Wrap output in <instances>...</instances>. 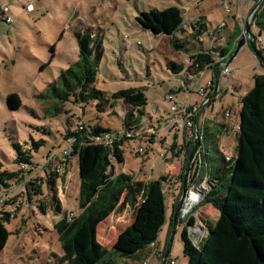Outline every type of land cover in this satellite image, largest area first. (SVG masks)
Wrapping results in <instances>:
<instances>
[{"label": "rangeland", "instance_id": "374dc122", "mask_svg": "<svg viewBox=\"0 0 264 264\" xmlns=\"http://www.w3.org/2000/svg\"><path fill=\"white\" fill-rule=\"evenodd\" d=\"M41 1L40 6L36 5L35 11L32 12L26 11L18 3H11L12 8L16 9L11 15L14 23L7 25L0 21V165L2 169L8 171L18 169L13 164L14 152L11 144L22 145L24 142H30L31 139L46 141V144L33 154V162L39 166L33 175L34 178H43L44 170H52L58 165V161H64L58 153L67 148L62 138L66 134V120L69 119L76 125L82 110L79 106L51 99L50 95L48 96L49 87L58 82L60 76L64 75L78 59L75 32L89 28L101 30L104 36V54L98 67L96 88L106 92L140 88L147 98L145 108L147 117L143 118L141 135L123 146L124 161L113 162L114 174L126 173L144 183L162 177L179 178L182 174V165L180 166L175 158L171 159L170 154L167 155V161L158 157V154L165 150L160 139H156L152 148L147 150V154L138 155L135 151L139 147L146 148V140L151 135L164 137V143L167 144L173 140L176 144L175 150L182 147V135L166 128L171 112L170 103L165 97L182 86V76L174 77L167 67V62L187 64L189 53L174 48L168 35L154 36L140 29L134 19L140 11H148L151 8L162 11L174 7L178 9V17L182 24L184 23L183 31L189 33L188 23H200L202 21L200 18L203 17L204 23H209V28L220 30L222 40L215 46L227 47L228 51L234 52L235 47L232 48L231 45L228 47L227 35L229 31H233L232 23H240L243 29L251 9L258 0L255 2L251 0ZM9 2L10 0H0V6ZM225 3L230 6L229 14L224 10ZM262 3L264 4V0ZM254 15L255 13L250 20L252 25H250V33L260 42L261 36L252 24ZM220 23L227 24L228 28L220 27ZM183 31L176 37H184ZM125 35L127 38L124 37ZM245 38L246 36L243 38L241 34L238 40ZM204 45L209 47L207 38L204 39ZM261 45L264 46V43ZM186 46L191 52L199 47L198 44L194 47L189 44ZM236 53V59L229 65L232 76L221 75L220 71V76L223 78L218 89V97L207 112L202 108L204 100L196 94L189 98L183 88L182 92L175 95L178 101L190 99L191 104L200 101L199 104L202 105L200 116L205 119L204 146L209 151V155L218 162L221 161V154L227 158L233 156L241 99L253 86L252 76L260 73L261 68L264 73V67L258 66L249 48H241ZM215 62L219 63L217 59ZM198 75L200 86H204L211 74L204 71ZM235 86L240 88L239 91L234 89ZM10 93L18 94L21 99V107L17 111L9 109L6 102V97ZM45 95L48 97H43ZM55 106L58 109L56 112ZM226 108H230L232 112L229 120L224 118L226 112L230 113L225 111ZM123 115L118 104L113 112L107 110L101 114L86 109L82 119L91 126L99 124L101 128L116 130L122 125ZM223 124H227L226 132H221ZM39 126L47 128L50 134L43 135L36 131L35 128ZM213 141L217 143L219 151L212 145ZM48 154H52V157L46 160ZM66 167L67 169H64L61 165L60 179L56 182V195L62 208L61 213L55 212L53 208L55 203L51 202V195L45 188L42 197H32L31 201L24 194L23 183H11L6 193L1 192L0 211L11 213L12 216L6 225L10 236L4 249L0 250V264L61 263L63 252L55 226L64 212L73 214L74 217L80 213L77 201L80 179L76 160L72 159ZM175 188V186L170 188L165 196L167 219L158 234L159 248L162 251L170 248L168 258L175 264H187L181 241V233L185 225L189 221H193L194 225L200 224L204 227L203 237H206L208 227L217 220L219 213L210 205L198 208L200 204L198 203L173 230L168 221L172 214V206L176 204L175 202L181 205L186 194L185 191H181L182 195L178 196ZM205 189L202 190L204 193ZM4 201H8V204H3ZM132 219L133 210L129 207H125L121 212H113L98 227L97 239L100 244L111 251L117 235L131 223ZM200 239L201 236L193 240V243L198 245ZM144 255H146L145 251L140 253L139 259H141L134 262L120 261L110 255L109 258L126 264H144L142 259ZM146 264H160V262L153 257Z\"/></svg>", "mask_w": 264, "mask_h": 264}, {"label": "trees", "instance_id": "16d2710c", "mask_svg": "<svg viewBox=\"0 0 264 264\" xmlns=\"http://www.w3.org/2000/svg\"><path fill=\"white\" fill-rule=\"evenodd\" d=\"M178 15L179 11L174 7L162 11L151 8L139 12L134 20L140 29L154 36L168 35L174 48L189 53L187 64L167 62V67L174 77L182 76V86L169 93L174 95L182 92L188 75H198L212 69L218 79L221 69L216 67V59L221 60L227 56L225 62L229 64L235 56L227 47L215 46L220 40V30L209 29L203 17L200 18V23H188L187 33L183 31L184 23L182 24ZM252 24L261 38H264L263 3L256 10ZM181 31L184 32V37L177 38ZM238 35L239 32L235 33V36ZM103 37L99 29L84 28L76 31L78 59L60 76L58 82L49 87L48 96L50 95L51 99L79 106L82 110L76 125L69 119L66 120V134L62 138L69 152L63 157L64 161H58V165L52 170H44L43 178H34L33 175L39 166L33 162V154L39 151L46 141L31 139L22 145L11 144L14 152L13 164L17 166V170L8 171L0 165V194L6 193L11 183H23L24 194L31 201L32 197H42L45 188L51 195V202L55 203V212L61 213L62 208L56 195V182L60 179L61 165L67 169L66 166L71 160H76L80 179L77 200L80 213L69 218V214L64 212L55 226L63 252L60 264H126L109 258V255L117 257L120 261L140 260V253L146 251L151 243L157 242L158 234L166 222L165 196L169 189L175 186L178 196L187 189V186H183L182 174L174 181L171 177H162L145 183L126 173L114 174L113 162L124 161L123 146L141 135L143 118L147 117V98L140 88L120 89L115 92L96 88L98 67L104 54ZM205 38L209 40V47L204 45ZM236 42L239 45L238 50L246 44L244 39ZM254 43L257 56L263 58V61L257 58L256 60L260 67H264V46L257 45L256 40ZM188 44L193 47L198 44L199 47L191 52L186 46ZM184 73L186 75H183ZM6 102L12 111L21 107V99L16 93L8 94ZM240 103L236 147L229 160L221 154V161L218 162L209 155L203 139L204 152L201 155L200 172L207 177L208 187L198 208L210 205L218 211L219 216L208 227L207 236L198 245L193 244L184 227L181 241L187 264H264V73L254 75L253 86ZM118 104L124 114L119 129H105L99 124L91 126L82 119L86 109L101 114L107 110L113 112ZM54 108L56 112L58 109L56 106ZM35 130L43 135L50 134V131L42 126L36 127ZM107 133L119 135L118 141H115L111 148L95 140ZM157 138L160 139L162 148H166L165 155L170 154L171 159L175 158L174 141L167 144L164 143V137L153 135L146 140L145 154ZM212 145L219 151L216 142ZM186 153L189 163L194 150L190 153L188 147ZM58 154L61 156V152ZM50 157L52 154H48L45 159ZM7 202L4 201L3 204L7 205ZM38 203L40 204L39 200ZM175 203L168 220L171 223L174 220L177 224L179 202ZM125 207L133 210V219L117 235L112 250L108 251L97 239L98 227L113 212H121ZM11 216V213L0 211V250L4 249L10 236L6 225ZM164 256L165 254L162 255L161 264H168V250L163 262ZM147 257L149 254H146L145 259Z\"/></svg>", "mask_w": 264, "mask_h": 264}, {"label": "built area", "instance_id": "2783aa9c", "mask_svg": "<svg viewBox=\"0 0 264 264\" xmlns=\"http://www.w3.org/2000/svg\"><path fill=\"white\" fill-rule=\"evenodd\" d=\"M29 2L31 0H28ZM256 1V0H251ZM26 9L28 11H32L33 7L32 5H27ZM224 10L227 14L230 13V6L228 3L224 4ZM0 21L4 22L7 25L12 24L13 19L8 15V7L2 6L0 7ZM220 27H223V24H220ZM242 35L243 38L245 37L244 34V27L242 29ZM127 38V36H124ZM260 43H264V38L260 39ZM227 56L222 58L219 62L221 63V75L229 76L230 71L228 68V64L225 62ZM199 75H188L184 90L188 93V95L196 94L200 99L204 100L207 103L210 99V94L212 90L217 91L215 89V81L214 79H211L207 81V83L204 86H200L199 84ZM166 101L170 103V112L171 115L169 116L166 124V128L168 130H171L174 133L181 134L184 138L183 146L178 148V150H175V159L178 161L179 165L184 168H182V176L185 182V186H187V189L185 191L184 198L182 200L181 205H179L178 209V222L179 224L182 223L183 219H185L186 216L190 214L192 209L196 207V204L200 203V201L203 199L204 194H201V191L208 187L207 184V177L200 172V166H201V155L204 152V146H203V139H204V127H205V119L203 116H200V112L202 108L196 104H191L189 99H185L183 101H178L175 98L174 94H169L166 96ZM230 115L229 112L225 113V117H228ZM119 135L116 133H107L103 134L100 137L95 138L96 141L102 142L107 147H113V144L115 141H118ZM131 141V140H130ZM190 148V153L192 150H194L193 156L191 161L188 163V160H186V150ZM163 153H159L158 157L161 159H167L166 154V148ZM69 148L61 151V156L65 157L68 155ZM138 155H144L145 154V147H139L135 151ZM226 160H229V158L226 157ZM171 180L174 181V179L171 178ZM207 189V188H206ZM205 189V190H206ZM196 193L198 196L197 201L192 204L190 207L189 201L191 200L192 194ZM73 214H69V218H71ZM184 224V223H183ZM188 234L191 237V240L199 239L201 236V241L205 238L203 237L204 227H202L200 224L197 223L194 225L193 221L192 224H190V221L185 225ZM188 227V228H187ZM207 236V235H206ZM195 237V239L193 238ZM194 244V243H193ZM151 249L155 248V243H151L150 245ZM161 258L162 255L155 251L151 252L149 254V257H147L144 260V264H146L151 258ZM168 264H175L173 260H169Z\"/></svg>", "mask_w": 264, "mask_h": 264}, {"label": "crops", "instance_id": "0c3cea01", "mask_svg": "<svg viewBox=\"0 0 264 264\" xmlns=\"http://www.w3.org/2000/svg\"><path fill=\"white\" fill-rule=\"evenodd\" d=\"M41 0H31L30 2L28 1V0H10V2L8 3V4H3V5H1L0 7H2V6H7L8 7V15L12 18V13H14L15 11H16V9H14V8H12V5H10L11 3L12 4H16V3H18L19 5H21L23 8H25V10L26 11H28L27 9H26V6L27 5H32V7H33V10L32 11H35V9H36V5H37V7H39L40 6V4H41ZM32 11H28V12H32ZM141 12V11H140ZM136 18V17H135ZM135 20V19H134ZM4 23V22H3ZM12 23H14V22H12ZM209 24V23H208ZM220 24H222V23H220ZM232 26H233V31H229L228 32V47H229V45H231V47L233 48L236 44H237V40H238V38H239V36H241V34H242V26H241V24L240 23H232ZM252 26V25H251ZM209 27V26H208ZM223 27L226 29V28H228V25L227 24H224L223 23ZM210 29V28H209ZM239 32V35L238 36H235V33H238ZM219 35H220V40H219V42L222 40V36H221V34H220V32H219ZM247 38V37H246ZM246 38L244 39V41H245V45L243 46V47H241V48H249L248 47V45H247V41H246ZM258 42V41H257ZM262 43H260V42H258L257 43V45H261ZM240 48V49H241ZM244 50V49H243ZM245 52H247V51H245ZM236 53H235V56H234V58L232 59V61L228 64V68H229V71H230V76H232V72H231V69H230V64H232V62L236 59ZM255 57V56H254ZM220 60L219 59H217V62H219ZM220 63V62H219ZM218 64V63H217ZM216 64V65H217ZM258 66H259V64H258ZM219 68L221 67V66H218ZM260 67V66H259ZM261 68V67H260ZM253 69H255V68H253ZM252 69V70H253ZM261 72L260 73H258V74H263V69L261 68ZM207 72H210V78H209V80L211 79V78H213V79H215V89H217V91L215 92V90H212L211 91V94H210V99L208 100V102L206 103L205 102V104H204V102H203V107L202 108H204L203 110L205 111V112H207L208 111V109H209V107H212L213 106V104L215 103V101H216V99H217V97H218V89L220 88V84H221V78H223L222 76H220L219 75V78L217 79L216 77L214 78V73H213V71L214 70H206ZM221 71V70H220ZM258 74H254V75H258ZM254 75L252 76V81H253V77H254ZM229 76V77H230ZM234 89L235 90H237V91H239V89L240 88H238L237 86H235L234 87ZM192 95H194V94H192ZM192 95H190V96H192ZM190 96H189V98H190ZM190 100V99H189ZM200 102V101H199ZM199 102H194L193 104H198L200 107L202 106L201 104H199ZM225 111H230V114H232V112H231V109L230 108H226L225 109ZM224 118H226V119H228L229 120V118H230V116H228V117H225L224 116ZM207 121V120H206ZM238 127H237V125H236V129H237ZM227 129H228V127H227V124L226 125H224L223 124V127H222V130H221V132H226L227 131ZM173 135V134H172ZM174 136V135H173ZM181 142H182V145L181 146H183V144L185 145V143H184V138L182 137V140H181ZM176 162H177V160H176ZM171 174V173H170ZM177 182V181H176ZM183 186H185V182L183 181ZM169 221V220H168ZM171 223V222H170ZM171 225H172V229L174 230V228H176V227H178L180 224L179 223H175L174 222V220H173V223H171ZM164 226H165V224H164ZM160 238L158 237V239H157V242L155 243V248L154 249H151L150 247L149 248H147L146 249V254H150L151 252H153V251H155L156 250V252L157 253H159L160 255H163V254H165L167 251H162V250H160ZM168 249H170V248H168ZM167 249V250H168ZM140 257V256H139ZM143 258V262H144V259H145V257H146V255H144V256H142ZM141 259V258H140ZM156 260H158L159 262H160V264H161V261H162V257L161 258H156ZM171 260V259H170Z\"/></svg>", "mask_w": 264, "mask_h": 264}, {"label": "water", "instance_id": "95a60500", "mask_svg": "<svg viewBox=\"0 0 264 264\" xmlns=\"http://www.w3.org/2000/svg\"><path fill=\"white\" fill-rule=\"evenodd\" d=\"M263 2V0H258V2L253 6V8L251 9V12H250V15H249V18L247 19V21H246V23H245V26H244V34H245V36L247 37L246 38V41H247V45H248V47H249V49H250V51L252 52V54L255 56V58H257V59H259V60H261V61H263V58L262 57H260V56H257V54H256V47H255V40H256V38L250 33V25H251V23H250V20H251V18H252V15L256 12V10L260 7V5H261V3ZM238 43L236 44V47H235V49H234V52H233V54H235L236 52H237V50H238ZM221 65V63H218L217 65H216V67H218V66H220ZM213 73H214V78H215V70L213 71ZM215 80V79H214ZM201 194H204V192L203 191H201ZM166 260V253H165V256H164V258H163V262Z\"/></svg>", "mask_w": 264, "mask_h": 264}, {"label": "bare ground", "instance_id": "6f19581e", "mask_svg": "<svg viewBox=\"0 0 264 264\" xmlns=\"http://www.w3.org/2000/svg\"><path fill=\"white\" fill-rule=\"evenodd\" d=\"M197 199H198L197 194L193 193L192 197H191V200L189 201V205L188 206L190 207L192 204H194L197 201Z\"/></svg>", "mask_w": 264, "mask_h": 264}]
</instances>
